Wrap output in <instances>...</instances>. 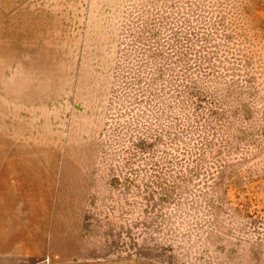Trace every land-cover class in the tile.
Wrapping results in <instances>:
<instances>
[{
    "label": "rangeland",
    "instance_id": "obj_1",
    "mask_svg": "<svg viewBox=\"0 0 264 264\" xmlns=\"http://www.w3.org/2000/svg\"><path fill=\"white\" fill-rule=\"evenodd\" d=\"M0 264H264V0H0Z\"/></svg>",
    "mask_w": 264,
    "mask_h": 264
},
{
    "label": "crops",
    "instance_id": "obj_2",
    "mask_svg": "<svg viewBox=\"0 0 264 264\" xmlns=\"http://www.w3.org/2000/svg\"><path fill=\"white\" fill-rule=\"evenodd\" d=\"M39 229L38 230H45L46 228H48L47 226L45 227V226H43V224L42 223H39V227H38ZM44 235V242H45V247H44V250H46L47 249V247L46 246H48V244L50 243V240L46 243V240H47V237H48V234H47V231L46 232H44V233H41V236H43ZM20 236V238H24V240L26 239V238H29L28 237V235L26 236V235H23V234H20L19 235ZM30 240L29 239H27V242H29ZM38 241H41V239H39ZM30 242H32V244H33V241H30ZM17 244V243H16ZM50 245V244H49Z\"/></svg>",
    "mask_w": 264,
    "mask_h": 264
}]
</instances>
